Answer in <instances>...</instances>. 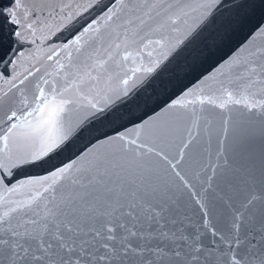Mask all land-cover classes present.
I'll return each mask as SVG.
<instances>
[{"label": "snow or ice", "instance_id": "obj_1", "mask_svg": "<svg viewBox=\"0 0 264 264\" xmlns=\"http://www.w3.org/2000/svg\"><path fill=\"white\" fill-rule=\"evenodd\" d=\"M0 264H264V0H0Z\"/></svg>", "mask_w": 264, "mask_h": 264}, {"label": "water", "instance_id": "obj_2", "mask_svg": "<svg viewBox=\"0 0 264 264\" xmlns=\"http://www.w3.org/2000/svg\"><path fill=\"white\" fill-rule=\"evenodd\" d=\"M239 38V37H238Z\"/></svg>", "mask_w": 264, "mask_h": 264}]
</instances>
